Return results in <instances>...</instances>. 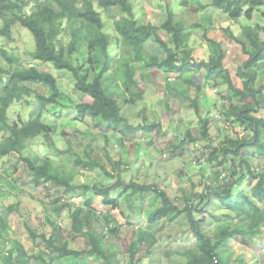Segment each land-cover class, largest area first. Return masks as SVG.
I'll return each instance as SVG.
<instances>
[{
	"label": "trees",
	"instance_id": "trees-1",
	"mask_svg": "<svg viewBox=\"0 0 264 264\" xmlns=\"http://www.w3.org/2000/svg\"><path fill=\"white\" fill-rule=\"evenodd\" d=\"M211 4L232 19H252L258 10L264 18V0H213ZM114 8L119 10L113 12ZM102 11L112 19L113 38L106 31ZM0 20L3 21L0 36L12 38L17 24L28 29L35 41L30 52L32 60L67 71L75 80V90L88 97L77 102L72 94L60 87L53 72L36 65L23 66L17 53L0 48V159L19 154L21 161L32 171L36 187L51 184L63 187L64 194L80 196L98 192L103 196V204L111 209L120 206V199L111 196L118 188H122L123 193H153L159 203L148 215L150 223L162 219L173 222L186 214L194 232L196 244L193 247L168 253L186 258L182 264H264L260 259L249 261L248 255L239 254L234 246L239 240L264 242V165L257 170L259 166L255 165L253 157L244 152L253 148L256 153H264V113L260 98L264 86L258 81V65L264 61V24L241 26L239 31H234L232 26L225 29L227 37L238 44L246 56L234 76L225 62L228 55L223 42L207 38L217 51H210L206 57L201 48L191 46L188 26L182 19H177L175 13L169 11L168 17L155 25L137 18L131 0H0ZM155 68L168 73H193L196 96L191 102L200 117L201 129L196 136L187 128L181 143L203 141L213 144L206 159L210 177L203 191L185 195L184 208L158 184L126 182L121 176L108 187L76 183L75 176L62 173L52 158L43 157L38 162L23 154L28 141L41 135L49 146L55 145L54 127L43 120L50 105L75 107L79 120L92 118L104 136L109 129L123 133L141 129L161 132L157 122L134 126L123 112V105H134L143 100L145 90L139 78H144L146 72ZM38 86L47 88L48 92H40ZM208 86L216 91L226 88L227 95L221 96L226 102L221 117L228 124L241 125L242 136L227 137L220 143L215 141L210 130L212 118L204 117L202 112L201 91ZM33 95L38 108L32 118L25 123L20 117L19 121L11 120L8 116L11 105ZM76 162L84 168L97 167L112 175L97 161L77 158ZM224 172L226 176L223 177ZM213 194L217 199L214 200ZM213 205L216 206L214 209ZM65 206L68 204L64 203L59 210ZM9 209L14 210V206ZM88 214L84 207L77 206L71 217L72 231L87 237L89 248L75 249L68 239H57L55 233L38 234L32 230L34 240L40 239L48 247L46 251L51 255V261L43 255H31L18 242L15 243L16 250L8 254L14 259L5 264H32L34 260L37 264H52L53 260L65 257L84 259L94 256L102 264L141 263L136 258L134 242L121 258L117 241L110 238L121 236L114 221L106 225L103 232L97 233L88 226L91 222ZM48 222L55 225L52 219ZM149 238L152 245L157 243L153 235Z\"/></svg>",
	"mask_w": 264,
	"mask_h": 264
},
{
	"label": "rangeland",
	"instance_id": "rangeland-1",
	"mask_svg": "<svg viewBox=\"0 0 264 264\" xmlns=\"http://www.w3.org/2000/svg\"><path fill=\"white\" fill-rule=\"evenodd\" d=\"M131 2L138 19L151 21L155 25H160L168 17L169 11L175 13L177 19H182L188 26L191 46L201 48L206 57L210 51L213 53L217 51L207 38L223 42L228 55L225 62L234 76L238 67L246 60V56L241 52L240 46L227 37L225 29L232 26L234 31H239L241 26L264 24L261 10L255 11L252 19L246 17L232 19L215 8L211 4L213 0H131ZM118 10L119 8H114L113 12ZM102 12L106 31L110 32L113 38L115 33L111 24L112 19L105 11ZM2 25L3 21L0 20V28ZM166 37L170 40V36ZM34 47L33 35L19 24L13 28L12 38L0 36V48L17 53L22 58L23 66L36 65L42 70L53 72L59 80L60 87L72 94L77 102L88 99L75 90V80L67 71L56 70L47 62L33 61L30 52ZM114 49L113 45L112 50ZM258 69L259 84L264 86V61H260ZM192 77L193 73H168L161 69H152L151 72H146L144 78H139L145 90L143 100L137 101L134 105H123V112L128 115L131 124L140 126L157 122L161 125V132L141 129L135 133H123L109 129L104 136L103 130L95 125L92 118L87 117L80 121L75 107L50 105L43 120L54 127L55 145L49 146L41 135L28 141L23 154L38 162L43 157L52 158L62 173L75 176L76 183L108 187L116 182L117 176H121L126 182L134 180L139 183L158 184L184 208L185 195L192 191H203L210 177L206 159L213 145L203 141L181 143L186 137L187 128L196 136L201 129L200 117L191 102L196 96ZM38 90L42 93L48 92L43 86H38ZM224 95H227V91L223 87L216 91L214 87L208 86L201 91L203 116L212 118L211 134L219 143L227 137L242 136L244 133L241 125H231L222 119L221 110L225 108L226 102L221 96ZM34 97L33 95L29 99L14 102L8 110L10 119L19 121L20 117L24 123L29 121L38 108ZM260 98L261 112L264 113V93ZM49 110L51 111L48 112ZM244 152L253 157L255 165L263 167L264 153H256L253 148H248ZM77 158L97 161L113 176L97 167L84 168L76 162ZM32 175V171L21 161L19 154L0 159L2 236L0 264L10 261L8 254L16 250L15 243L18 242L23 244L31 255H43L51 261V255L46 251L48 247L40 239L34 240L32 230L38 234L55 233L57 239H68L75 249L89 248L88 238L72 231L71 213L77 206L84 207L87 214L89 212L87 217L91 220L88 224L91 225L89 226L91 231L101 233L106 229V225L113 221L118 225L120 238H110L117 241L122 259L129 244L134 242L137 249L136 258L141 261L140 264H182L186 258L168 253L196 244L186 214L173 222L167 219L149 222L148 215L159 203L153 193L131 191L123 193L122 188H118L111 192V196L120 199V206L111 209L103 204V196L98 192L80 196L77 193L64 194L63 187L51 184L36 187ZM213 197L214 200L217 199L215 194ZM64 203L68 206L59 210ZM11 205L14 206V210L9 209ZM215 207L213 205V209ZM49 219L55 221V225H51ZM148 234L157 238L156 244L150 243ZM234 246L239 254L248 255L249 261L264 260L263 240L256 243L239 240ZM32 264H37V261L34 260ZM52 264H102V262L96 256L84 259L65 257L53 260Z\"/></svg>",
	"mask_w": 264,
	"mask_h": 264
},
{
	"label": "built area",
	"instance_id": "built-area-1",
	"mask_svg": "<svg viewBox=\"0 0 264 264\" xmlns=\"http://www.w3.org/2000/svg\"><path fill=\"white\" fill-rule=\"evenodd\" d=\"M171 79V78H170ZM173 79V78H172ZM241 135H243V134H241ZM261 169V167H258L257 168V170H260ZM222 176L224 177V176H226V172H224L223 174H222Z\"/></svg>",
	"mask_w": 264,
	"mask_h": 264
},
{
	"label": "crops",
	"instance_id": "crops-1",
	"mask_svg": "<svg viewBox=\"0 0 264 264\" xmlns=\"http://www.w3.org/2000/svg\"><path fill=\"white\" fill-rule=\"evenodd\" d=\"M189 74H191V73H189Z\"/></svg>",
	"mask_w": 264,
	"mask_h": 264
}]
</instances>
